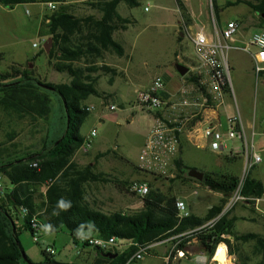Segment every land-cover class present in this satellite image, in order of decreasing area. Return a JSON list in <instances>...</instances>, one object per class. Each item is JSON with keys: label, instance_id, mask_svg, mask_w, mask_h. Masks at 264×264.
Instances as JSON below:
<instances>
[{"label": "trees", "instance_id": "1", "mask_svg": "<svg viewBox=\"0 0 264 264\" xmlns=\"http://www.w3.org/2000/svg\"><path fill=\"white\" fill-rule=\"evenodd\" d=\"M50 1L58 5L57 9L49 11L45 17L43 31L45 30L52 40V46L49 52L42 48L37 57L46 55L49 65L56 72L73 77V81L69 84L43 82L36 76L34 69L20 66H12L9 71L0 73V109L6 115L32 121L48 120L52 114L56 116L53 100L45 93L50 92L59 98L60 128V135L50 137L49 124L47 134L37 152H28L21 157L9 156L8 160L0 162V177L7 179V185L4 184L5 192L0 196V264H28L23 258L25 252L18 243L16 218L21 216V208L27 207L30 217L22 219L25 229L32 233L30 219L37 214L35 193L43 186L46 187V209L44 214L37 215L41 225L50 228L52 232L65 228L74 240L80 233L93 232L103 238L115 236L134 243L124 249H98L102 255H108L105 259L107 264H127L138 247L150 246L169 238L175 246L172 255L180 250L185 251L187 255L191 242L197 239L208 259L212 258L217 246L224 242L239 264H264V234L238 233L235 230L237 218H230V213L222 214L241 183L240 177L230 172H205L201 184L213 192L221 193L223 198L219 204L210 208L204 217L191 213L189 217L180 220L176 206L177 197L152 184L149 194L142 198L143 208L134 213L121 211L106 214L90 204L86 190L88 183L113 182L123 191H127V184L115 182L118 180L95 172L91 165L81 167L73 161L83 146L85 139L81 128L90 115L84 102L92 95H102L96 88V79L84 76L88 69L77 67L74 62L81 61L88 55L97 58L106 52L122 57L124 48L113 36L116 31L126 30L131 20L124 18L118 8L122 3L135 8L139 6V2L90 0L84 3L91 10L99 12L101 18L95 15H75L71 11L73 6L69 5L67 0H0V3L13 9L18 5ZM255 1H228L221 7L212 0V7L220 21L219 15L223 9L245 4L259 16L261 28H264V0ZM176 2L181 16L190 21L182 0ZM98 69L100 68L92 67L89 71ZM191 79L198 84L197 77L192 76ZM39 83L47 84L55 90H45ZM13 137L14 135L10 139ZM5 151L6 148L0 150V154ZM176 165L179 172L176 178H182L183 175L185 180L197 181L187 176L192 168L185 165L182 159H178ZM176 178L165 180L173 183ZM239 193L247 204L254 206L256 200L264 196L263 182L250 172L244 178ZM217 217L219 219L212 227H204ZM245 244H252L250 253L243 248ZM42 252L45 261L40 264H56L54 257H49L45 250Z\"/></svg>", "mask_w": 264, "mask_h": 264}, {"label": "rangeland", "instance_id": "2", "mask_svg": "<svg viewBox=\"0 0 264 264\" xmlns=\"http://www.w3.org/2000/svg\"><path fill=\"white\" fill-rule=\"evenodd\" d=\"M214 1L217 5L223 7L226 2L236 0ZM251 1L256 2L255 0ZM138 2L139 6L135 8H130L125 3L119 6L121 15L132 16V19L136 20L130 25L128 31L125 33L124 31H120L119 33L120 36H125L126 40L125 43L123 42V45L130 55V59L124 58L122 63L124 67L130 66L132 75H134L136 70H145L148 75L147 79L144 82L134 77L127 80L126 86L130 94L123 97L111 99L106 96L103 101L100 97L92 95L84 102L85 105H89L93 109L81 128V134L87 138L92 130H96L97 136L93 138L90 151L96 153L97 151L109 150L111 154L92 159L90 153L80 152L81 154L75 158V162L79 165H87L93 162L98 172L103 171L109 174L112 180L117 179L123 182L131 180L130 178L145 180L154 187H159L166 193H172L179 200L187 203L185 197L198 189L196 184L192 185L183 178H176L174 183L168 187L165 179L158 180L153 175L140 172L137 169L135 170L126 160L120 157L123 156L131 164H138V155L143 141L140 134L145 132L148 125V113L142 112L136 107V98L134 99V97L139 91H145L149 88L152 79L157 75H161L164 72H173V74L178 76L176 62H179V59H176V52L180 53L181 48L190 54L195 51L194 43L190 36L186 35L182 40L183 42H180L179 32L186 33L188 29L194 35L197 30L205 26L206 32L210 35L214 33L213 19L217 20L218 27L221 28L230 21H239L241 28L235 37L238 39V42L230 43L234 49L232 48L227 52L232 89V95L229 96V105L230 109L235 111L237 115L238 112H241L244 118L246 115L250 117L253 114L256 100H258L261 93V85L264 83L262 77L257 79L253 70L252 56L256 50L254 47L249 46L253 34L260 30L253 23L258 24L260 18L258 15H255V19L251 20V14L254 12L247 5L239 4L223 9L220 12L219 22L212 7V0H182L185 7L187 2L195 12L194 16H192L186 7L190 17V21H188L181 16V12L179 14V6L176 0H138ZM146 7H149V9L146 10ZM43 8V5L38 4L29 6L18 5L13 9L3 6L0 10V53H5L6 56L5 60L0 61V71H3V73L7 71H4V67L10 65L13 61H19L23 65L25 63L24 59L35 57L41 51L44 42L38 32L41 28V16L37 13L38 11L42 12ZM180 19L183 25L179 27L178 31ZM192 26H195V28L190 29ZM34 43H38L39 47H34ZM235 47L241 50H237ZM242 48L244 49L242 50ZM181 60L182 62H187L183 57H181ZM24 67L34 69L36 76L43 82L56 84L65 82L68 78L67 74L52 71L47 64L46 55L39 56L36 62H31V64H27ZM107 78L106 76L105 79ZM99 86L103 90H111L106 80L101 81ZM45 93L53 100L54 110L56 111L55 107L59 105L58 96L50 92ZM121 102L126 104L128 111L131 110L130 112H133L135 110L139 112V118L131 127L113 122L110 118V113L116 114L123 111L124 106L119 105ZM112 103L119 106V109L115 112L110 111L108 108ZM54 118L55 116L52 114L48 120L39 119L32 121L28 118L20 120L9 117L0 109V150L7 149V151L1 153L2 156L0 154V162L8 160L9 156L14 158L23 156L28 152H37L42 139L47 134L49 124L53 122ZM222 125H224V122ZM223 127L226 129L227 125ZM12 135L14 137L10 139ZM238 144L239 142H229L230 147H235ZM184 158L190 165L200 169L203 166L204 169L217 167V162H214V159L217 158L215 154L201 155L192 149L184 153ZM241 164H243V168L239 172L241 174L240 179L243 177L245 160ZM129 167H132L136 175L135 177H124V174L128 173ZM2 181L7 185L5 177H2ZM119 181L115 180V182ZM202 190L206 191L204 187L199 186V193ZM208 195V203H220L214 192L211 191ZM130 197L134 198L130 199L131 201L135 200L136 202L132 213L141 210L143 204L142 198L128 192H122L113 182L91 183L87 186V198L90 204L104 212L124 210L126 208L125 204ZM189 199L192 200V198ZM109 200H113L112 202L110 201L111 204H107ZM247 205L249 204L245 201H239L230 212H233L236 208L242 211ZM196 206L198 205H193V207ZM249 206L250 208L255 207V205ZM246 213L248 214L249 212L246 211ZM236 228L243 234L250 232L261 233L263 231L261 225L256 223L240 222ZM15 229L25 254L35 264L45 261L42 251L48 246L56 248L57 255L54 259L57 261L63 263H80L82 261L83 255H78V252L82 249V245L76 244L71 234L65 228H62L59 232H41L39 243L35 241L32 233L25 229L24 221L20 216L16 218ZM243 248L250 253L252 251V244H245ZM193 250L196 251L198 249L193 247ZM171 259V264H175L180 258L172 255ZM152 260L162 264L159 258H148L146 262L149 263ZM186 261L188 262V260Z\"/></svg>", "mask_w": 264, "mask_h": 264}, {"label": "built area", "instance_id": "3", "mask_svg": "<svg viewBox=\"0 0 264 264\" xmlns=\"http://www.w3.org/2000/svg\"><path fill=\"white\" fill-rule=\"evenodd\" d=\"M56 2H46L45 6L48 11L57 9ZM3 5L0 3V10ZM149 7H146L148 10ZM214 33L208 34L205 28H200L193 35L186 30L192 39L195 47V54L198 60V66L194 70V76L198 78V84L184 86L179 91V99L175 102H168L162 97L166 85L163 77L157 76L153 79L151 86L145 91H139L136 96V107L147 113L155 112L154 123L151 126L138 157L136 165L140 172L160 177L162 179H173L178 174L176 162L180 154V140L188 131L187 127L191 121L196 119L200 113L199 110L208 108L212 110L220 109L225 105L226 95H232L230 81V64L227 52L231 48V44L240 31V24L236 21L226 23L224 28L218 27L216 19H213ZM47 43L46 39L42 40ZM249 46L255 48L254 72L257 79L262 77L264 72V30H259L253 34L249 42ZM34 47L38 48L39 44L35 43ZM110 111L115 112L119 106L112 103L108 107ZM167 108L168 113L161 112ZM93 107L88 106L87 110L92 111ZM264 117V113H263ZM227 130L221 129L220 123L207 124L202 129L200 136L209 141L213 151L225 152L228 142H240V146L232 148L231 153L234 156H242L245 160V168L240 186L244 178L261 163L262 158L255 151V143L250 139L245 129L240 114L229 118L227 122ZM97 136V131L92 130L90 135L85 138L83 146L80 148L85 153L89 151L93 138ZM239 186V189H240ZM239 189L235 195L230 198L222 214L230 212L239 201H245L239 193ZM5 192V185L0 177V196ZM127 192L141 198L150 192V184L145 180H136L127 185ZM197 191H194L196 193ZM259 199L256 200L258 202ZM179 212V219L182 220L191 215L189 208L184 201L178 200L176 203ZM20 214L23 218L30 217L29 209L25 206L21 208ZM221 214V215H222ZM219 217L209 221L204 227H212ZM32 235L37 243L40 241V234L43 231L52 230L41 225L38 215L31 216L30 219ZM75 243L82 246H91L102 250L124 249L132 246L134 243L126 240L118 239L115 236L103 238L91 236L84 233L78 234ZM154 245V244H153ZM150 246L138 247L137 252L129 259L127 264H142L145 255L151 249ZM225 248V262H221L218 258V252L221 247ZM175 246L169 257V263L172 258ZM45 252L49 257H55L57 250L53 246L45 248ZM175 256L185 258V251H178ZM192 264H239L235 255L230 251L226 243H220L212 258L209 261H194Z\"/></svg>", "mask_w": 264, "mask_h": 264}, {"label": "crops", "instance_id": "4", "mask_svg": "<svg viewBox=\"0 0 264 264\" xmlns=\"http://www.w3.org/2000/svg\"><path fill=\"white\" fill-rule=\"evenodd\" d=\"M87 1H90V0H67V3L71 6H73L71 8V11L74 12L75 15H79V16L95 15L97 18H101V14L99 12L93 11L90 9L89 6L84 5V3ZM38 4H41L44 7L42 12L41 11H38V13L36 12L38 15L41 16V22H40L41 28L38 30V32H39V35L42 36V40L46 39L48 42L51 39L48 36V34L45 32V30L43 31V24H44L45 17L49 14V11L48 10L46 11L45 3H31V4H23V5L29 6V5H38ZM186 7L188 8L189 13L192 16H194L195 12L193 11L191 6L187 2H186ZM118 11H119V8H118ZM178 11L180 14L179 7H178ZM119 13H120V11H119ZM255 15H256L255 13L251 14V20L255 19ZM123 17L131 20V24L136 21V20L132 19V16H123ZM207 17L209 19L208 14H207ZM219 19H220V15H219ZM236 22L239 23V21H236ZM195 23H196V20H195ZM131 24L127 25L126 30H121V31H124V33L126 31H128ZM253 24L256 25L258 28H260V30H264V28H261L260 22L258 24L257 23H253ZM182 25H183V22L180 19V21L178 22V31H179V27ZM195 26L190 27V29L195 28ZM224 26L225 25H223L222 28ZM201 28H205V30H206L205 26H203ZM119 33H120V31H116L114 33L113 37L124 48L123 42L125 43L126 38L124 35H123V37L120 36ZM179 34H180V37H179L180 42H183L182 41L183 38L186 35H188L187 32L186 33L185 32H179ZM237 42H238V39L235 38L233 43H237ZM42 48H44V46ZM232 48L233 47H231L230 50ZM235 48L237 50L240 49L238 47H235ZM243 49L244 48H242V50ZM124 51H125V53L122 57L117 56L115 53H112V52H106L104 55L97 57V58L94 56L88 55L87 57H84L81 61L74 62V64L77 67H81L85 70L88 69L85 71L84 76H90V77L96 79V83H95L96 88L102 94L98 97L103 99V101H104V97H106V96H108L112 99L114 97H123L127 94H130V92L127 89L126 83H127V80L131 79L132 77H134L137 80H141L142 82H144V80L147 79L148 75H147V72L145 70L144 71L136 70L134 75H132L130 66L124 67V65L122 63L123 59L124 58L130 59V55L127 53L125 48H124ZM176 55H175L176 59H179V62H176L177 65L184 63L185 66L189 67L190 71H189V74H187V77H185V76L182 77L179 73H178V76H176L175 74H173V72H169V73L164 72L161 75H157V76L163 77V79L165 81L166 88H165L164 92L162 93V97L170 103L171 102L173 103L179 99V91L184 86H189V85L194 84L191 77L194 76V70L198 66V60H197L195 51L190 54L181 48L180 53L176 52ZM181 57H183L187 62H182ZM5 58H6L5 53H0V61L2 62L3 60H5ZM24 60H25V63L23 65L20 64L19 61H13L10 65H7L4 67V71L5 70L9 71V69L12 66H20L22 68V67L26 66L27 64L28 65L31 64V62H36L38 60V57L36 55L35 57L27 58ZM20 62H22V61H20ZM47 64L52 69V71H55L49 65L48 58H47ZM252 64H253V70H254V58H253V56H252ZM92 67H97L100 69H98L97 71H89V68H92ZM106 68H109V69H106ZM1 72L3 73V71H0V73ZM62 74H64V73H62ZM106 76L108 77L107 79H105ZM157 76H155V77H157ZM263 76H262V78H263L262 80L264 82ZM67 77L68 78L66 79V81L62 82V83H68L69 84L73 81V77H71L69 75H67ZM153 79H152V81H153ZM105 80L110 85V88H111L110 91L103 90L99 86V83L101 81H105ZM152 81H151L149 86H151ZM56 84H59V83H56ZM261 87H262L261 91H260L261 93L259 94L258 100H256L253 114L250 117L248 115H246L245 118L242 116L241 112H238V114H240V116L243 120L245 129L248 133V136L255 143L256 153L259 154L262 158L261 163L259 165H257L251 172L253 173L254 177L260 179L264 185V117H263V113H264V83H262ZM136 96L134 97V99L136 98ZM229 103H230L229 95H226L225 105L223 107H221L220 109H217V110H212V109H208V108L199 110L200 115L196 119L191 121V124L187 127V129H188L187 133L185 135H183L181 137V140H180L179 159H182L185 165L191 167L192 169H197L198 171H201L204 173L222 170V171L230 172V173L240 177L241 174L239 172H240L241 168H243V164H241V163H243L244 159L242 156H234L231 153L233 146L230 147L229 142H228V146H227V149L225 150V152L218 153V152H215L211 149L209 141L207 139H204L200 136L202 129L205 128L207 126V124L220 123L221 129L224 132H226L227 128L224 129L223 126L226 127L229 118H232V117L237 115L235 113V111L230 109ZM58 104H59V102H58ZM84 105H85V103H84ZM119 105L122 107L124 106L123 111H121V113H116V114L110 113V118L112 119L113 122L120 123V124L126 125L128 127H131L132 125H134L136 123L137 119L139 118V116H138L139 112L135 111V110L133 112H130L131 110L128 111L126 104L123 102L119 103ZM85 106L88 107L89 105H85ZM55 108H56V111H55L56 116L53 119V122L50 124V131H49L50 137H53V138L60 135V128H59V124H58L59 123L58 106H56ZM168 112H169V110L167 108H165L161 113L166 114ZM154 115H155V112L148 113L147 117H149V118H148L147 128H146L145 132L140 134L141 139L143 140L142 145H141V149L143 148L145 140H146V136H147L151 126L154 123ZM222 119H224V121H222ZM223 122H224V125H222ZM83 137L85 139V136H83ZM235 142H237V141H235ZM240 145H241V143L239 142V144L236 146H240ZM192 149L197 151L201 155L210 154V153L217 155V158L214 159V162H217V167L215 166V168H210V169L205 168L204 169L203 168L204 166H203L200 169V168H197L193 165H190L188 163V161L184 158V153H186L188 150H192ZM80 152L85 153L83 150L79 149V151L76 153V155L73 158L74 162H75V158L79 154H81ZM86 153H90V155L92 156V159H96L99 157H105L108 154H111V152L109 150L108 151H97L96 153H93L90 151V149ZM113 153H115V151H113ZM120 157L123 158L124 160H126L128 162V164L131 165L135 170L137 169V166H136L137 164H131L123 156H120ZM87 165H91L92 167H94V171L97 173H103V174L110 176L109 174H107L103 171L98 172L96 170L95 163H93V162L89 163ZM87 165H79V166L85 167ZM132 167H129L128 173H126V174L123 173L124 177H135L136 176L135 172H133V170H132ZM178 174H179V172H178ZM187 176H188V174H187ZM182 178L184 179L183 176H182ZM130 179L131 180H126L124 183H126L128 185L129 183L136 181L132 178H130ZM185 181H187L188 183H190L192 185L196 184V186L198 187V189L195 190V191H197L196 193H194V191H193V193L191 195H188L187 197H185L187 199V203L186 202L185 203H186L187 207L189 208V210L192 214H195L199 217H204L207 214V212L210 210V208L219 204V203H212L211 204V203L207 202V198L209 197L208 194L212 190H209L208 187L202 185L200 181H198V180L197 181L185 180ZM121 182H123V181H121ZM94 183H103V182H94ZM173 183L167 182V186L170 187ZM90 184L91 183H88L87 186ZM87 186H86V190H87ZM199 186H201L202 188L204 187L206 189V191L202 190L199 193V191H198ZM156 188H159V187H156ZM159 189L161 191H163L161 188H159ZM121 191L127 192V191H123V190H121ZM215 194L217 195V200L221 201V199L223 198V195L221 193L214 192V195ZM45 195H46V187L45 186L41 187L35 193V209H36V212L39 216L44 214L45 209H46V206H44V204L46 202ZM189 198H192V200H190ZM130 199H134V198H132V197L129 198V200L125 204L126 208L124 210L110 211V212H104L100 209L99 210L106 213V214H110V213H114V212H121V211H123L125 213H132V211L134 209L133 207L135 206L136 202H135V200L131 201ZM177 199H178V197H177ZM110 201L112 202L113 200H109V202H107V204H111ZM194 204H197L198 206L193 207ZM190 207H192L191 208L192 210L190 209ZM141 208H143V204H142ZM246 211H248L249 213L247 214ZM228 213H230V218H237V221L235 223V230L238 233H240V232L236 228L237 225L240 222H244V223L246 222V223H256V224L261 225V228L263 229V231L261 233H258V234H261V235L264 234V196L262 198H260L258 202H256L254 208H250V206L247 205L246 208L242 209V211H239V209L236 208V210H234L233 212H228ZM20 217L23 218L22 216H20ZM85 233L88 235H91V236H98L97 234H95L93 232H85ZM171 240L172 239L169 238V239L155 243L151 247L149 252L145 255V257L142 261V264H160V263H156L154 260L149 261V263H147L146 261L148 258H152V259L159 258V259H161L162 264H168L167 258L169 257V255L172 251V247H174ZM74 242H75V240H74ZM193 247H196V249H198V250L194 251ZM78 255H83L82 261H80V263H63V262L57 261L56 259H55V261H56V264H107L105 262V259L108 258V256L102 255L99 252L98 248H94L91 246H82V249H81V251L78 252ZM186 260H188V262ZM199 260H202V262H206L204 260H208V257L206 256V254L202 250L198 240L193 239V241L191 242V245H190V251L187 253L185 258H180L175 264H192V262L199 261ZM170 262L172 263V259Z\"/></svg>", "mask_w": 264, "mask_h": 264}, {"label": "water", "instance_id": "5", "mask_svg": "<svg viewBox=\"0 0 264 264\" xmlns=\"http://www.w3.org/2000/svg\"><path fill=\"white\" fill-rule=\"evenodd\" d=\"M51 46H52V40H49L47 43H45L44 48L47 52H49ZM177 71L182 77H184L189 73L190 69H189V67L185 66L184 64H178L177 65ZM39 86L45 90H49V91L55 90L53 87H51L47 84L39 83ZM65 106H66V104H65ZM68 123H69V117H68ZM188 176L190 178H194V179L202 182L204 180L205 173L198 171L197 169H191L188 172ZM18 243H20V242L18 241ZM105 256H108V255H105ZM23 258L28 264H35L28 258V256L25 253H23Z\"/></svg>", "mask_w": 264, "mask_h": 264}, {"label": "bare ground", "instance_id": "6", "mask_svg": "<svg viewBox=\"0 0 264 264\" xmlns=\"http://www.w3.org/2000/svg\"><path fill=\"white\" fill-rule=\"evenodd\" d=\"M224 248L225 247L222 246L220 251L218 252V255H217L221 262H225V249Z\"/></svg>", "mask_w": 264, "mask_h": 264}]
</instances>
